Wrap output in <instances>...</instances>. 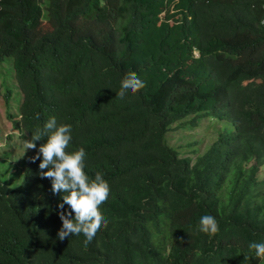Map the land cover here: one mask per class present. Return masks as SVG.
<instances>
[{"label": "trees", "instance_id": "obj_1", "mask_svg": "<svg viewBox=\"0 0 264 264\" xmlns=\"http://www.w3.org/2000/svg\"><path fill=\"white\" fill-rule=\"evenodd\" d=\"M263 5L0 0V66L11 59L22 93L12 125L25 145L53 117L71 125L66 151L83 147L85 172L110 188L92 242L60 240L66 193L40 176L47 136L35 141L20 183L0 177V264H264L249 248L264 243ZM130 71L145 87L121 99ZM204 116L217 137L180 155L167 131ZM204 215L215 235L199 231Z\"/></svg>", "mask_w": 264, "mask_h": 264}, {"label": "clouds", "instance_id": "obj_2", "mask_svg": "<svg viewBox=\"0 0 264 264\" xmlns=\"http://www.w3.org/2000/svg\"><path fill=\"white\" fill-rule=\"evenodd\" d=\"M144 87L145 82L134 71H130L121 81L116 95L123 99L128 90L136 93ZM44 136H47V140L39 146L33 161L42 155L39 164L40 176L51 179L53 194L66 193L62 195V201L58 204L59 216L63 222L58 230V238L63 240L82 233L86 237L84 243L87 246L96 236L101 224L105 226L108 224L100 211V206L110 195L109 185L102 173L97 172L92 179L85 172L86 151L83 147L72 152L66 151L72 139L71 125L58 124L55 117L49 119L43 130L38 129L31 137L26 149H35L37 147L35 141ZM45 169L47 171H44ZM65 204L70 206V210H65ZM199 231L215 235L219 231L218 221L211 215L202 216ZM249 248L255 250L256 257L264 259V243L252 242Z\"/></svg>", "mask_w": 264, "mask_h": 264}, {"label": "rangeland", "instance_id": "obj_3", "mask_svg": "<svg viewBox=\"0 0 264 264\" xmlns=\"http://www.w3.org/2000/svg\"><path fill=\"white\" fill-rule=\"evenodd\" d=\"M7 88L10 93L5 99ZM21 99L22 93L14 76L11 59L7 58L0 66V177L16 186L22 178V164L27 149L24 140L19 136L20 131L14 128L7 113H12L14 118H18ZM217 132L209 118L204 116L197 125L182 124L171 128L166 133V141L173 145L180 155L194 159L208 148L217 137Z\"/></svg>", "mask_w": 264, "mask_h": 264}, {"label": "built area", "instance_id": "obj_4", "mask_svg": "<svg viewBox=\"0 0 264 264\" xmlns=\"http://www.w3.org/2000/svg\"><path fill=\"white\" fill-rule=\"evenodd\" d=\"M263 7H264V5H263ZM261 22H262V24L264 25V14H263V16H262V18H261Z\"/></svg>", "mask_w": 264, "mask_h": 264}]
</instances>
